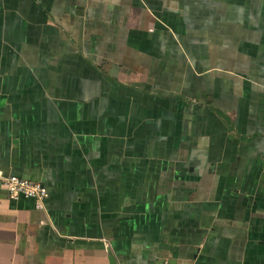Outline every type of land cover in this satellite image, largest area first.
Masks as SVG:
<instances>
[{
    "label": "crops",
    "instance_id": "crops-1",
    "mask_svg": "<svg viewBox=\"0 0 264 264\" xmlns=\"http://www.w3.org/2000/svg\"><path fill=\"white\" fill-rule=\"evenodd\" d=\"M0 169V264H264V0H0Z\"/></svg>",
    "mask_w": 264,
    "mask_h": 264
},
{
    "label": "built area",
    "instance_id": "built-area-1",
    "mask_svg": "<svg viewBox=\"0 0 264 264\" xmlns=\"http://www.w3.org/2000/svg\"><path fill=\"white\" fill-rule=\"evenodd\" d=\"M0 186L15 200L21 197L35 200L38 209L44 208L48 197V191L41 183L6 175L1 169Z\"/></svg>",
    "mask_w": 264,
    "mask_h": 264
},
{
    "label": "water",
    "instance_id": "water-1",
    "mask_svg": "<svg viewBox=\"0 0 264 264\" xmlns=\"http://www.w3.org/2000/svg\"><path fill=\"white\" fill-rule=\"evenodd\" d=\"M111 255V253H109ZM110 260L113 262V258L111 257Z\"/></svg>",
    "mask_w": 264,
    "mask_h": 264
}]
</instances>
